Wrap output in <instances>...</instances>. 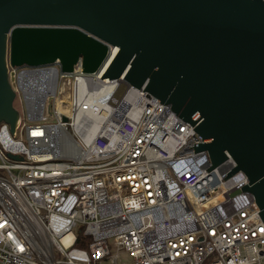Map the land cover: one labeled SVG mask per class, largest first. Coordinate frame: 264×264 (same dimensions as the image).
Returning <instances> with one entry per match:
<instances>
[{"label": "built area", "instance_id": "obj_1", "mask_svg": "<svg viewBox=\"0 0 264 264\" xmlns=\"http://www.w3.org/2000/svg\"><path fill=\"white\" fill-rule=\"evenodd\" d=\"M100 71L11 67L0 123V264H264V224L235 163L170 106ZM88 238L84 248L76 236Z\"/></svg>", "mask_w": 264, "mask_h": 264}, {"label": "water", "instance_id": "obj_2", "mask_svg": "<svg viewBox=\"0 0 264 264\" xmlns=\"http://www.w3.org/2000/svg\"><path fill=\"white\" fill-rule=\"evenodd\" d=\"M113 48L103 77L197 113V151L231 157L264 224V0H0V123L19 121L8 65L93 74Z\"/></svg>", "mask_w": 264, "mask_h": 264}, {"label": "trees", "instance_id": "obj_3", "mask_svg": "<svg viewBox=\"0 0 264 264\" xmlns=\"http://www.w3.org/2000/svg\"><path fill=\"white\" fill-rule=\"evenodd\" d=\"M88 242V238L83 236L82 233H78L76 236L75 246L79 248H84L86 243Z\"/></svg>", "mask_w": 264, "mask_h": 264}, {"label": "rangeland", "instance_id": "obj_4", "mask_svg": "<svg viewBox=\"0 0 264 264\" xmlns=\"http://www.w3.org/2000/svg\"><path fill=\"white\" fill-rule=\"evenodd\" d=\"M120 261L123 264H131L130 257L127 254H125V253H120Z\"/></svg>", "mask_w": 264, "mask_h": 264}]
</instances>
